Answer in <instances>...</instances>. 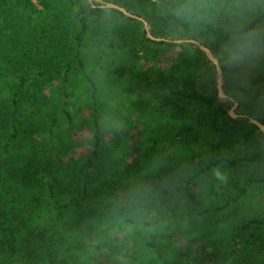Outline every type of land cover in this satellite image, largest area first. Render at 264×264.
Wrapping results in <instances>:
<instances>
[{
	"label": "trees",
	"instance_id": "trees-1",
	"mask_svg": "<svg viewBox=\"0 0 264 264\" xmlns=\"http://www.w3.org/2000/svg\"><path fill=\"white\" fill-rule=\"evenodd\" d=\"M34 1L0 0V264H13L1 256L19 250L15 264L79 263L68 226L80 224L96 239L104 232H92V222L97 226L109 211L121 217L133 205L130 217L152 227L160 220L146 201L157 194L170 196L173 206L192 205L198 216L228 211L244 231L261 223L244 217L241 203L264 181V136L248 118L232 119L212 98L183 92L198 70L184 51L176 52L184 46L160 42V49H151L152 41L140 39L135 29L99 19L117 13L99 0H84L75 10L65 0ZM101 1L139 11L152 22L155 37L206 42L220 60L226 95L264 126V0ZM90 21H96L90 38L95 55L85 61V79L75 84L80 78L72 69L80 56L73 51ZM160 52H176L169 66L158 65ZM156 92L168 97L167 114L164 106L147 110ZM194 109L209 112L217 138L211 146L219 143L206 162L188 158L187 117ZM76 117L93 146L66 158ZM60 119L68 126L56 133ZM24 126L46 136L43 150L25 140ZM167 128L172 134L155 135ZM124 192L133 203L126 196L118 201ZM209 196L218 203L198 209ZM144 247L162 264H184L162 259L158 248L164 254L166 240H145Z\"/></svg>",
	"mask_w": 264,
	"mask_h": 264
},
{
	"label": "rangeland",
	"instance_id": "rangeland-1",
	"mask_svg": "<svg viewBox=\"0 0 264 264\" xmlns=\"http://www.w3.org/2000/svg\"><path fill=\"white\" fill-rule=\"evenodd\" d=\"M99 1L102 5L112 4L124 10V13L115 10L117 13H109L99 19L102 21H112L126 28L135 29L140 39L145 37L152 41L149 44L151 45V49H160L162 46L157 44L160 42H180L177 43V45L184 46L177 47L176 52L184 51L187 56H190L196 62L198 70L187 91L183 92L205 98H212L213 103L223 106L226 110V114L229 116L232 115L230 117L234 120L246 118H248V120L254 119L246 115L245 109L239 107L235 99L226 95L220 60L206 42L181 38L176 35L155 37L152 32V22L149 19L147 20L139 11H131L111 2L106 3L101 0ZM153 1L161 2L163 0ZM65 2L72 10L84 4V0H65ZM29 15H32V18H36V14ZM95 22H89V31L84 36L81 46L73 51L74 53H79L80 56L78 59L76 57L72 69V74L80 78L78 81H74L75 84L81 83L83 75L85 79L87 76L84 65L85 61L89 58L90 63L95 55L93 44L90 42L91 30ZM189 40L201 44L210 51L212 58L217 62L221 70L220 81L217 79L214 63L195 45L187 43ZM176 52L164 54L160 52L162 61L161 64L158 65L162 67L166 65L169 66ZM79 61H81L82 64H79ZM150 62H152V60H150ZM219 90L225 97L219 96ZM161 93L162 92H156L155 95L150 96V107L147 108V110L153 108L158 109L164 106L163 112L167 114L166 103L168 97L163 96ZM78 95L79 93H76V96ZM70 99L73 100L72 97H70ZM184 105L189 108L192 107V105H188V103ZM67 109L74 114V105L67 106ZM85 111L86 110H84V112ZM78 120V117L73 120L74 127L76 128L75 132L70 136L73 149H68V151H66L68 152L66 158L85 155L93 146V140L87 130L76 123ZM187 120L188 125L192 127L191 134L193 133L195 135V137H193L189 134V136L186 137L191 140L190 145H188V149L190 150L188 158L194 163L197 162V160L206 162L208 158L219 149V143L217 144V142L214 146H211V143L217 140L216 135H214L212 131L211 116H209L208 111L194 109L192 113L189 114V117H187ZM67 126L68 123L60 119L54 132L57 133L60 130H66ZM23 129L26 133L25 140L28 139V141H31V139H33L37 145V150H43L41 144L44 141V146L46 136L38 135V132L36 130L33 131V128L28 129L24 126ZM128 134L132 135V137H130L131 139L136 138L135 130L130 131ZM156 134L170 135L172 132L167 128L163 131L156 132L155 135ZM107 137L110 138V135L108 134ZM53 139V141H56V135ZM214 139L216 140L214 141ZM131 146V148H133L132 151H136V145L131 143ZM223 147L230 151V148L226 146H222V148ZM50 152V154H52V151ZM125 196L129 198L130 203H133L132 196L129 192L120 193L118 201H123ZM169 197L170 196H165L163 194H157L152 199L146 201L153 210V217L160 220L159 224L152 227L139 224L137 222V217H130V209H133V205H129L130 208L126 206V210L120 212L123 214L121 217L114 216L109 211L103 220L98 218L100 224H97V226L92 222V232L97 234L98 229L104 232L101 237H94L96 239L89 238L88 232L82 229L80 224L74 222L72 225L68 226L66 228V236L73 238V246H78L76 254L81 256V258L76 257L79 263H77L74 258V260H71L70 264H162L157 254L144 247L145 240H166L169 249L163 254L161 249L158 248V252L161 254L162 259H176L183 261L184 264H264V181L257 184L256 187H253L251 195L244 198L241 203L244 217H254L261 222L254 229L246 231L240 229L236 218H229L228 211L223 212V214H214V212H212L208 215L198 216L196 213L193 214V211L196 209L192 210L188 207L192 205H183V203H179L178 206H173L168 199ZM211 202L214 203V205L218 203L217 197L209 196L206 199H200V206H198V209L206 210L211 208L213 206ZM193 207L195 208V206ZM89 208L92 209V207ZM99 212L101 211H97L96 215ZM126 219L129 220V222ZM150 220L151 218L148 217L145 221L150 222ZM83 237L89 239L80 240V238ZM19 251L12 255L3 254L4 256H1V259L15 264V261H17L20 255V253H18Z\"/></svg>",
	"mask_w": 264,
	"mask_h": 264
},
{
	"label": "water",
	"instance_id": "water-1",
	"mask_svg": "<svg viewBox=\"0 0 264 264\" xmlns=\"http://www.w3.org/2000/svg\"><path fill=\"white\" fill-rule=\"evenodd\" d=\"M89 1H91V0H89ZM105 6L124 13V10L119 8L118 6H115V5H112V4H106ZM102 7H104V6H100V8H102ZM175 43L177 44V43H180V42H175ZM187 43H191V44L195 45L199 50H201L208 57V59L211 62L214 63V65L216 67L217 79H218V81H220V79H221V70L218 67L217 62H215V60L212 58V55H211L210 51L208 49H206L204 46H202L201 44H199V43H197L195 41L189 40V41H187ZM219 96L220 97H225L220 90H219ZM230 116H232V115H230ZM249 122L251 124L255 125L258 128V130L264 136V126L261 123H259L257 120H254V119H249Z\"/></svg>",
	"mask_w": 264,
	"mask_h": 264
},
{
	"label": "clouds",
	"instance_id": "clouds-1",
	"mask_svg": "<svg viewBox=\"0 0 264 264\" xmlns=\"http://www.w3.org/2000/svg\"><path fill=\"white\" fill-rule=\"evenodd\" d=\"M217 175H219V173Z\"/></svg>",
	"mask_w": 264,
	"mask_h": 264
}]
</instances>
